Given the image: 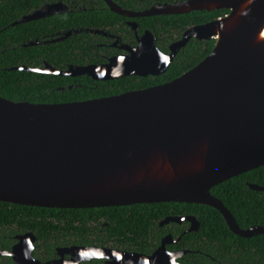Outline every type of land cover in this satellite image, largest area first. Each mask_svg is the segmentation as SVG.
I'll return each mask as SVG.
<instances>
[{
  "label": "water",
  "instance_id": "obj_1",
  "mask_svg": "<svg viewBox=\"0 0 264 264\" xmlns=\"http://www.w3.org/2000/svg\"><path fill=\"white\" fill-rule=\"evenodd\" d=\"M110 10L115 9L106 0ZM201 7L185 3L165 14ZM203 9L228 15L191 27L162 54L145 33L127 56L105 65L57 71L12 68L55 76L86 75L95 81L160 76L189 39L214 40L195 67L164 84L107 98L66 104H29L0 97V202L48 209H95L186 203L215 209L234 235H263L264 227L240 230L211 188L264 166V0H209ZM151 12L144 13L150 15ZM23 18L12 25L21 24ZM250 190L264 188L248 185ZM191 218H168L175 222ZM192 228V227H191ZM146 264L181 256L164 248ZM34 236L16 237L0 256L13 264L33 259ZM74 263L116 256L133 264L142 257L95 247L59 249Z\"/></svg>",
  "mask_w": 264,
  "mask_h": 264
},
{
  "label": "trees",
  "instance_id": "obj_2",
  "mask_svg": "<svg viewBox=\"0 0 264 264\" xmlns=\"http://www.w3.org/2000/svg\"><path fill=\"white\" fill-rule=\"evenodd\" d=\"M212 14L206 15L203 20H200L201 14L179 15L175 17V23L172 20L169 22L168 27L174 32L180 29L182 33L192 23L199 24L211 19ZM5 18L7 21L0 24V97L15 103L83 102L158 86L195 67L214 46L213 39H190L174 57L166 72L157 77L128 76L99 82L83 76L68 78L43 75L11 69L21 65L36 67L33 60H45L57 70H64L66 64L81 65L85 58L92 63L96 61L84 49L82 55L77 53L78 48L68 45L71 39L51 46L49 54L44 46L23 49L19 45L27 43L31 36H40V27L42 30L51 29L53 34L79 28L82 24L75 15L67 21L62 15L54 16L39 25L26 23L10 26L15 17L9 18L6 14ZM153 22L156 23V19ZM148 26L156 28L155 24L150 23ZM157 32H152L157 38L155 45L163 53H167L168 46L180 37L178 34L174 39L172 33ZM70 43L76 44L75 41ZM18 58L21 64L17 61ZM248 185L264 188V166L230 178L210 190V194L228 211L240 230L253 226L264 227V193L250 190ZM189 216L197 219L199 229L196 236L192 232L183 235L178 249L191 250L190 243L195 236L198 249L203 254L238 258L243 260V264H255L256 260L257 264H264V234L241 238L229 231L224 219L215 209L186 203L122 208L48 209L0 202V252L10 251L16 244L17 236L31 233L35 237L33 256L42 260H51L56 248L109 246L108 243L114 241L124 245L123 248L127 251L150 254L159 246L160 240L169 233L170 228H176V236L182 232L177 225L160 228L157 226L160 221ZM0 264H12V260L7 256H0Z\"/></svg>",
  "mask_w": 264,
  "mask_h": 264
},
{
  "label": "flooded vegetation",
  "instance_id": "obj_3",
  "mask_svg": "<svg viewBox=\"0 0 264 264\" xmlns=\"http://www.w3.org/2000/svg\"><path fill=\"white\" fill-rule=\"evenodd\" d=\"M108 1H110L111 4L114 5V8L116 10L119 9L120 11L124 12V14L116 13L110 10L106 0H0V24H3L7 21L5 18L6 14L9 15V18L13 16L15 17L10 22V26H13L12 25L13 23L26 17L30 19L21 24L34 23L35 25H39L40 22L43 23L47 22V19L60 15H62L64 20L67 21L69 18H72V15H75L77 21L82 24L79 28H74L71 30H61L52 34L51 29L48 28L42 30V27H40V33H41L40 36L37 37L31 36L27 43H23L19 45V48H23V49L44 46L46 48L47 54H49L51 51V46L60 42L64 43L65 41L71 39L68 41L69 42L68 45L76 49L78 48L76 50L77 53L82 55L84 49L86 52H89V56H91V59H94L96 61V63H92L88 61L87 58H85L84 63L81 65L66 64V68L64 70L56 69L57 71L65 72L68 70L69 67H88V66L105 65L111 58L118 56H127L129 54V49L135 48L137 46V41L141 37H143L145 33H149L151 35V37L154 39V45H155L157 38H155L152 32H155L156 30L158 31L157 32L158 34L172 33L174 39H176L177 35L179 34L180 35L179 39L175 41L177 42L182 38L183 34L191 27L205 25L221 17H224L229 13L228 10H224V9H218V10L203 9V6L207 4L209 0H108ZM189 2L195 4L197 3L201 7V9L192 10L190 12L181 13V14H165V12L169 8ZM147 12H151L150 15L144 14ZM189 13L201 14L202 17H200V20L201 18L203 20L206 15H211L212 13L215 16L212 14L214 17L212 16L211 19H206L205 22H200L199 24L192 23V25L187 26L182 33L180 29H177L175 32L173 29H169L168 24L171 20L173 23H175L176 21L175 17ZM154 19H156V23L153 22ZM150 23L155 24L156 28L149 27L148 25ZM43 32L45 34H43ZM210 40L201 39L198 41H210ZM70 41L71 42L75 41L76 44L72 45ZM170 45L168 46V50ZM184 46L177 51L175 56L184 48ZM161 53L168 54L169 51L167 53H163V52ZM17 61L21 64L19 58L17 59ZM37 62L35 60L32 61L34 66L37 65L36 67H25L24 65H21L20 67L33 68L39 70H42L48 66L53 68L45 60H39ZM43 75H50V74H43ZM82 76L87 77L86 75H79L75 77H82ZM61 77H67V76H61ZM68 78H74V77H68ZM99 82H103V81H99ZM132 206H136V205H132ZM123 207H130V206H123ZM109 208H115V207H109ZM117 208H122V207H117ZM191 217H192V223L187 221L186 219H183L178 223L175 222L164 223L165 220L168 219L166 218L157 224V226L160 228L164 226L177 225L180 226V229H182L181 234L179 236H176V228L173 229L170 228L169 233H167L165 236L162 237L159 244L160 246L161 242L164 239H167L168 240L167 243L164 244V248L166 252L169 254H181V256L169 258V259H162L157 264H243L242 259L239 260L238 258H232V257H212L208 254H203V252H201L198 249L197 243L195 241L196 232L199 229V223L194 216L171 217V218H191ZM191 232L195 234V236H193L192 238V242L190 243V245H192V248L190 246L191 250L185 251L182 249H178L180 247L181 237ZM108 244L109 246L104 245V246H89V247L123 252L128 254H135L142 257L138 261L133 262V264H146L143 258L150 257L159 247L158 246L150 254H144L136 251H127L126 248H123L124 245H120L116 241L110 242ZM71 247H77V246L56 248L55 255L51 260H42V259L34 258L33 256V252L35 249V237H34L32 257L34 260L40 263H49V262L58 261L59 264H126L121 262L116 256H112V255L108 257L93 259L91 261L74 263L73 259L71 260V256L69 254H65V253H63L62 255L58 254L59 249H69ZM187 253H189V255H187ZM39 257L41 258V256ZM255 264H257V260L255 261Z\"/></svg>",
  "mask_w": 264,
  "mask_h": 264
}]
</instances>
